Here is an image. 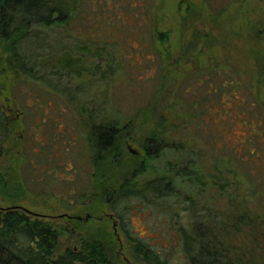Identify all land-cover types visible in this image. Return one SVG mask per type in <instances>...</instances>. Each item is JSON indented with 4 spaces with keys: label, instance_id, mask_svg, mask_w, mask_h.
Masks as SVG:
<instances>
[{
    "label": "rangeland",
    "instance_id": "374dc122",
    "mask_svg": "<svg viewBox=\"0 0 264 264\" xmlns=\"http://www.w3.org/2000/svg\"><path fill=\"white\" fill-rule=\"evenodd\" d=\"M192 1L203 12L193 25L178 13L180 0H81L71 28L40 30L49 49H64L73 60L83 57L81 65L87 70L67 85L74 98L49 90L47 94L45 84L24 85L18 77L5 76L2 83L0 94L11 99L12 114L22 127L26 123L25 132L35 139L31 145L25 138L26 158L18 163L24 198L15 205L39 219L68 222L67 216H75L84 203L92 178L89 121L100 123L104 114L136 116L125 153L137 158L142 156L146 129L151 128L147 119L155 116L166 125L180 123L173 141H187L192 159L186 150H167L164 159L149 166L162 172L168 162L190 159L202 184L181 188L187 199L178 200L186 205L183 208L168 210L134 201L107 212L111 219L106 216L105 231L117 248V264H145L127 237L161 254L166 264H188L178 229L189 230L195 221L189 210L183 211L190 203L201 205L212 220L203 223L222 242L223 259L230 264H264V82L257 65L264 59V0ZM152 20L169 33L164 50L176 65L172 76L178 79L172 83L175 88L182 83L193 110L177 108L172 95L159 92L161 70L150 44ZM193 28L205 32L209 42L194 54L186 49L182 53ZM95 65L99 73L89 72ZM148 102L150 107L142 108ZM89 115L99 117L89 120ZM218 176L224 180L218 181L225 187L222 194L212 184ZM71 228L60 239L59 253L75 243Z\"/></svg>",
    "mask_w": 264,
    "mask_h": 264
},
{
    "label": "trees",
    "instance_id": "16d2710c",
    "mask_svg": "<svg viewBox=\"0 0 264 264\" xmlns=\"http://www.w3.org/2000/svg\"><path fill=\"white\" fill-rule=\"evenodd\" d=\"M80 3L81 0H0V91L4 90L2 83L6 81L5 76L9 79L11 76L22 78L24 85L30 82L45 84L47 94L49 90L61 93L66 99L74 98L67 85L74 79H80L81 74L87 70L81 65L83 57L73 60L70 52L64 49H49L48 38L40 30L59 29L63 26L69 28L78 16ZM177 10L183 22L190 21V25L199 22L203 16L201 9L192 0H180ZM150 35L152 53L157 68L161 70L159 92H163L166 97L172 95L177 108L193 110V104L186 98L182 83L176 88L172 83L178 79L172 76L177 71L174 68L176 65L172 63L167 50H164L169 43V33L160 30L152 20ZM208 42L209 36L205 32L193 28L185 41L187 46L182 47L181 52L186 49L194 54L200 46L206 47ZM257 65L264 82V59L257 61ZM171 68H174L173 72ZM91 70L89 72L99 73L97 65ZM105 76L106 72L102 73V78L105 79ZM12 93L14 96V88ZM10 103L11 99L7 95L0 94V264H117V248L113 249L112 235L105 231L107 212L114 213L116 208L134 201L139 202L140 206H163L168 210L174 206L183 208L186 205L178 200L187 199L180 193L181 188L186 190L202 184V175L190 160L189 143L173 141L180 133V123L166 125V121L155 116L149 122L147 119L146 126L151 128L146 129L148 134L140 144L142 156L137 158L125 153V140L134 127L132 124L136 116L109 117L104 114L102 122L91 123L89 120L99 116L89 115L91 129L87 143L92 157V178L89 193L84 199L85 206L81 204L76 214L81 221L76 223V220L67 222L36 218L15 205L24 198L18 178V163L25 157L22 153L25 138L27 135L31 145L35 139L30 138L28 131L25 132L26 123L23 122L22 127L19 119L12 114ZM145 107H150L149 102L142 108ZM161 120L162 124L159 123ZM19 130H22L20 135ZM30 144L28 147H31ZM181 149L186 150L190 156L187 163L179 160L168 162L162 172L149 166L151 161L164 159L167 150L179 153ZM4 163H7V167H4ZM148 175L155 178L143 182L141 178ZM219 178L212 181V184L222 194L225 187L219 182L224 180ZM166 199H173L172 204H161ZM188 206L183 211L189 210L195 221L189 230L178 229L188 264H230L226 258L223 259L226 255L221 250L222 242L210 226L203 223V220L207 223L212 221L206 216V211H202V206L195 203ZM84 215L86 222L83 221ZM233 219L238 222L239 216L235 215ZM67 228H71V239L75 243L72 248L59 253L60 239ZM127 239L134 243L132 247L145 264H166L161 254L149 246L131 237Z\"/></svg>",
    "mask_w": 264,
    "mask_h": 264
},
{
    "label": "flooded vegetation",
    "instance_id": "af4514ba",
    "mask_svg": "<svg viewBox=\"0 0 264 264\" xmlns=\"http://www.w3.org/2000/svg\"><path fill=\"white\" fill-rule=\"evenodd\" d=\"M90 122L92 123V121H90ZM90 129H91V127H90ZM87 138H88V135H87ZM66 152H67V150H66ZM91 163H92V161H91ZM91 163H90V166H91ZM89 169L92 170L90 167H89ZM82 206H85V203H82ZM106 216L109 217L108 219H111V215H106ZM112 216H114V215H112ZM67 220L70 221V222H71V220L81 221V218H79V216H77V215H75L73 217L67 216Z\"/></svg>",
    "mask_w": 264,
    "mask_h": 264
}]
</instances>
